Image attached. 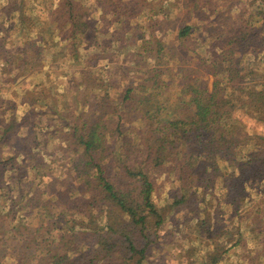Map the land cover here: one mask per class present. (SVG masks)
Segmentation results:
<instances>
[{"label":"rangeland","instance_id":"374dc122","mask_svg":"<svg viewBox=\"0 0 264 264\" xmlns=\"http://www.w3.org/2000/svg\"><path fill=\"white\" fill-rule=\"evenodd\" d=\"M57 1L0 0V47L4 45L0 51V136L7 131L6 140L0 137V158L7 167L6 171L0 168V264H38L29 258L20 260L21 247L28 236L31 240L38 237L35 230L40 220L66 202L60 198L64 190L69 188L67 194H74L69 182L76 160L67 146L71 123L79 122L83 113L101 112L104 121L121 115L126 127L138 131L140 112L124 109L117 99L129 84L142 83L144 72L154 66L167 81L155 100H184L192 105L188 94L193 91L186 85H203L205 80L206 87L211 86L212 78L201 59L221 47L215 37L219 9L242 10L241 17L251 19L249 0H127L129 11L116 23L105 16L108 4L103 0H78L92 28L77 33L72 46L71 31L61 25ZM10 8L14 12L9 13ZM155 18L159 22L151 29L155 23L149 21ZM124 21L131 28L124 29ZM182 26H190L192 32L179 44L177 31ZM24 47L20 58L18 50ZM259 50L264 53V47ZM157 54L160 59H153ZM235 114L245 129L264 135V114L260 121L243 111ZM215 153L230 159L227 150ZM229 164V172L238 174L236 165ZM171 168L168 163L148 169L160 219H153L147 230V264H203L217 244L229 248L221 264H264V186L250 185L240 197L233 189L216 187L207 197L206 205L212 207L205 217L213 224L205 233L192 219V211L199 207V192L181 206L173 204L179 186L167 175ZM30 192L36 204L23 206L22 197L27 200ZM232 197L234 205L224 203L223 199ZM256 202L259 205L253 207ZM13 208L17 211L14 220L23 225L15 234L7 224ZM257 211L263 215L257 216ZM24 216H28L26 221ZM156 222L160 224L155 226ZM238 226L245 233L240 242L236 241ZM37 245L31 242L32 247ZM39 252L36 248L34 253Z\"/></svg>","mask_w":264,"mask_h":264},{"label":"trees","instance_id":"16d2710c","mask_svg":"<svg viewBox=\"0 0 264 264\" xmlns=\"http://www.w3.org/2000/svg\"><path fill=\"white\" fill-rule=\"evenodd\" d=\"M103 1L108 4L104 14L110 16V22L125 19L129 11L125 5L127 0ZM79 2L57 1L61 25L68 26L71 31L72 46H75L77 33L92 28L84 19L83 6ZM225 8L219 9L218 18H215V37L221 47L217 48L218 52L201 59L208 77L212 78L210 88L206 87L205 80L203 85H186L193 91L188 94L192 105L185 104L184 100H155L156 95L163 94L162 86L167 85V81L162 80L163 74L154 66L144 72L142 83L129 84L117 99L124 109L140 112L138 131L131 125L126 127L121 115H117L115 121H104L101 112L98 115L83 113L79 122L69 125L67 146L76 160L69 182L74 194L68 195L69 188H66L60 197L66 202L54 212L48 208L46 220L41 219L37 224L38 237L31 240L28 236L27 243L21 247L20 260L29 258L38 264H147V230L153 219H160L148 169L172 163L167 175L179 186L173 197V204L177 206L199 192V207L192 211L195 214L192 219L205 233L213 224L205 217L212 207L209 203L206 205L207 197L216 187L233 189L240 197L250 185L264 186V135L245 129L235 114L243 111L257 121L264 114V59H260V54L264 53L259 50L264 47V0H249L251 19L242 18V10L232 12ZM14 10L10 8L9 13ZM149 22L155 23L150 25L152 29L159 20L155 18ZM122 27L131 28V25L124 21ZM21 28L24 30L23 25ZM191 32L190 26L179 27V44L185 43L184 38ZM142 49L149 51L146 47ZM18 51L21 58L26 49ZM152 58L160 59L158 54ZM6 133L3 130L0 136L3 140L7 139ZM215 150H227L230 162L236 165L239 173L229 172L228 158L221 157ZM5 163V159L0 158V168L6 171ZM247 171L249 175L245 176ZM218 182L225 185L219 187ZM26 196L27 200L22 197L23 206L34 207L36 202L31 192ZM235 199L223 201L234 205ZM258 205L256 202L253 207ZM15 209L7 214L12 215L7 224L14 234L23 226L14 220ZM259 215L263 213L257 211ZM24 219L26 221L28 216ZM159 224L156 222L155 226ZM236 232V241L240 242L245 236L244 230L238 226ZM31 242L38 244L39 253H34L36 248ZM40 244L43 247H39ZM228 249L213 245L214 253L208 254L203 264L224 263Z\"/></svg>","mask_w":264,"mask_h":264}]
</instances>
